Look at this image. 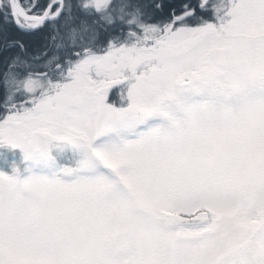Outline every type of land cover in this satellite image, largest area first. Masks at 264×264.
<instances>
[{"label":"snow or ice","instance_id":"1","mask_svg":"<svg viewBox=\"0 0 264 264\" xmlns=\"http://www.w3.org/2000/svg\"><path fill=\"white\" fill-rule=\"evenodd\" d=\"M0 264H264V0H0Z\"/></svg>","mask_w":264,"mask_h":264},{"label":"rangeland","instance_id":"2","mask_svg":"<svg viewBox=\"0 0 264 264\" xmlns=\"http://www.w3.org/2000/svg\"><path fill=\"white\" fill-rule=\"evenodd\" d=\"M114 90H115L116 92H114L112 98H113V99H116V93H117L118 90H117V89H114ZM114 90H113V91H114Z\"/></svg>","mask_w":264,"mask_h":264},{"label":"flooded vegetation","instance_id":"3","mask_svg":"<svg viewBox=\"0 0 264 264\" xmlns=\"http://www.w3.org/2000/svg\"><path fill=\"white\" fill-rule=\"evenodd\" d=\"M114 92H116V91L115 90L113 91L112 96H113Z\"/></svg>","mask_w":264,"mask_h":264}]
</instances>
